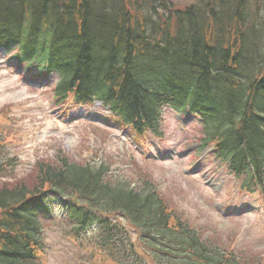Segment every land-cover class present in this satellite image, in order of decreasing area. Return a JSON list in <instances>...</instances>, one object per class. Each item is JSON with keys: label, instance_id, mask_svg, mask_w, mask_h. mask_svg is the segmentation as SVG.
I'll return each instance as SVG.
<instances>
[{"label": "trees", "instance_id": "obj_1", "mask_svg": "<svg viewBox=\"0 0 264 264\" xmlns=\"http://www.w3.org/2000/svg\"><path fill=\"white\" fill-rule=\"evenodd\" d=\"M261 7L264 0H0V50L24 73H55L58 102L100 101L137 136L162 138L164 106L195 116L202 147L244 177V190H264ZM106 172L41 161L28 180L1 183L0 264H36L37 205L51 193L81 203L71 213L81 230L94 222L92 211L122 215L164 264H241L176 219L151 183H111ZM101 222L98 243L116 264L140 259L117 244L116 225Z\"/></svg>", "mask_w": 264, "mask_h": 264}, {"label": "rangeland", "instance_id": "obj_2", "mask_svg": "<svg viewBox=\"0 0 264 264\" xmlns=\"http://www.w3.org/2000/svg\"><path fill=\"white\" fill-rule=\"evenodd\" d=\"M172 1L185 6L193 0ZM9 57L0 50V184L28 180L31 169L41 161L102 164L111 183L130 182L131 187L151 183L176 219L205 243L210 240L212 246L232 252L241 264H264L263 190H238L240 180L212 151L201 149L202 126L195 116L188 119L163 107L162 139L147 138L141 152L134 133L101 102L69 99L60 103L53 94L58 81L55 73L39 75L33 67L29 74H22L16 62L9 63ZM38 81L43 84L33 85ZM54 210L42 222L45 250L38 264H115L94 231H77L67 213L58 207ZM110 218L119 229L117 244L132 246L140 254L139 260L137 254H130L129 263L166 262L154 256L153 248L124 218ZM116 249L114 253H119Z\"/></svg>", "mask_w": 264, "mask_h": 264}]
</instances>
